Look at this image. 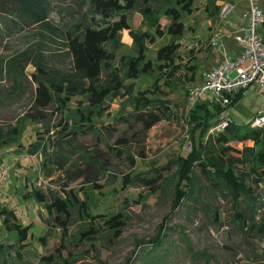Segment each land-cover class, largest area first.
I'll list each match as a JSON object with an SVG mask.
<instances>
[{"label": "rangeland", "instance_id": "1", "mask_svg": "<svg viewBox=\"0 0 264 264\" xmlns=\"http://www.w3.org/2000/svg\"><path fill=\"white\" fill-rule=\"evenodd\" d=\"M88 1L54 0L50 22L58 35L47 32V38L44 36L42 39L38 38L36 29L18 31L0 17V122L16 125L17 119L30 109L36 88L31 83L30 76L35 72L32 65L27 66L25 76L16 88L4 73L8 63L18 53L36 46L42 48L46 57L58 66L68 65L65 34L87 13ZM255 1L264 12V0ZM172 2L154 0L152 9L159 14L153 13L151 19H146L143 12L147 7L141 1L131 19L132 31L140 35L150 28L149 23L156 16H160L158 22L165 29L171 24V19L163 15V11ZM250 2L194 0L193 13L183 15L186 30L177 59L182 66L181 71L172 80L162 78L159 81V75L155 74L135 81L136 90L141 92L150 89L157 92L154 86L158 83L161 89L159 98L171 103V116L151 130L146 132L141 124L135 123L129 116L134 110L132 106L125 105L124 99H118L102 109L93 126H83L84 130L78 136L60 139L57 132L62 130L59 124L64 115L47 111L50 134L45 131V126L26 121L21 143L0 150V172L4 166L11 167L8 179L0 185V206L14 209L17 221L24 226L32 225L33 237L20 264H42L41 257L46 255L71 259V264H98L99 260L106 264H153V260L160 258L162 264H207L205 259H194L193 253L197 252L210 255V264H264V235L256 238L248 235L234 217V203L243 199L240 189L234 190V198L226 184H223L224 192H216L201 176L196 163L186 165L188 179L190 183L193 181V186L200 185L203 199L199 195L198 198H189L186 194L184 201L177 204L181 201L182 190L192 192L194 189L192 185L188 188L186 181L181 185L180 180L184 169L182 158L193 152L192 139L199 140L200 130L193 133L195 123L189 122L196 93L205 84L206 71L223 61L225 51L229 55L242 52L243 47L235 40L225 50L222 46L227 40L225 33L230 39L238 26L247 25ZM227 6L233 8L224 17ZM216 8L219 9L217 14L214 13ZM259 33L264 38V31L259 29ZM214 39H218L215 47L209 44ZM170 41L169 36H164L158 37L154 43H146L148 56L154 60L160 47ZM119 43L122 49L116 52L118 60L123 53H135V38L131 31H123ZM192 67L197 70L194 74ZM150 97L155 95L150 94ZM200 102L208 103L212 110L217 107L205 98ZM230 106L222 110L229 114V120L237 124H253L258 112L264 111V88L254 83ZM70 112L65 117L76 115L75 103ZM74 129L80 131L79 126ZM31 144H41L39 151L30 152ZM231 146L236 150H243L244 146L256 151L262 148L261 145L256 146L254 140L234 142ZM45 151L46 168L43 166ZM252 159L253 153L246 152L244 161L234 165V174L253 190L256 220L260 223L264 221V180L259 182L254 177ZM142 172L161 174V181L155 186L144 185L135 179L123 188L128 175ZM39 177L46 181V188L38 190L50 200L62 197L64 190L73 189L80 201L91 202L94 214L123 212L129 220L122 235L114 238L110 231L104 230L93 241L83 240L78 237L81 222L75 219L68 234L64 235L62 227L56 226L45 206L29 197L36 189L35 182ZM145 196L148 197L143 199ZM99 227L104 229L101 224ZM17 234L16 231L8 232L0 217V243L15 242ZM158 237L162 239V247L149 252L152 240ZM190 250L194 252L191 254Z\"/></svg>", "mask_w": 264, "mask_h": 264}, {"label": "trees", "instance_id": "2", "mask_svg": "<svg viewBox=\"0 0 264 264\" xmlns=\"http://www.w3.org/2000/svg\"><path fill=\"white\" fill-rule=\"evenodd\" d=\"M141 1L147 7L143 12L146 19H151L153 13H158L152 9L154 0H89L87 13L83 15V19L67 29L65 34L64 48L69 58L68 65L58 66L46 57L42 48L36 46L12 58L4 73L12 79L14 87H19L20 79L25 76V69L32 65L35 72L30 76L31 83L35 84L36 88L30 109L17 119L16 125L0 122V150L21 143L26 121L45 126V131L50 134L52 130L47 126V111L64 115L63 121L59 124L62 130L57 132L61 136L60 139L80 135L84 130L83 126H93L95 117L103 112L102 109L118 99H124L125 105L132 106L134 110L129 114L130 118H133L135 123L141 124L146 132L171 116V103L169 100L159 98L161 89L158 83L154 86L157 92L154 89L141 92L136 90L135 81L142 76L151 77L155 74L159 75L157 79L159 81L162 78L172 80L181 71L182 66L177 63V59L181 47L180 41L186 30L183 15L193 13L194 0H172L171 5L163 11V15L171 19V24L162 29L158 22L160 16H156L149 23L150 28L138 35L132 31L131 19ZM53 2L54 0H0V17L6 19L13 29L18 31L36 29L39 39L44 36L47 38V32L58 35L57 29L50 22ZM216 10L215 14L219 12L218 8ZM123 31L132 32L136 49L134 54L123 53L118 60L116 52L122 49L119 39ZM164 36H169L171 41L160 47L155 59H151L147 53L146 43H154L158 37ZM191 69L193 74L197 72L196 68ZM243 93L244 91H240L236 95L231 106L243 96ZM150 94L155 97H150ZM73 103L76 104V115L67 118L65 115L71 113ZM214 110L209 108L208 103L200 101H195L191 107L189 122L195 123L193 133L200 130L199 140L192 139L193 152L182 158L184 169L181 172L180 183L182 185L186 181L185 185L188 188L189 185L193 186V181L190 183L185 167L196 163L201 176L207 179L208 185L216 192H224L223 184H226L234 198L236 193L234 190L240 189L243 202L240 200L234 203V217L248 235L255 238L263 236L264 221L259 223L256 220L257 206L256 201H253L254 192L244 184L243 180L237 179L234 165L242 163L245 153L250 151L253 153L254 177L259 182L264 180V129L254 128L252 124H237L228 118L222 131L212 133L210 131L223 122L220 117L223 109L217 105ZM75 126H79L80 131L75 130ZM251 140L262 148L256 151L244 146L243 150H236L231 146L234 142L246 143ZM122 142L123 140L120 141ZM41 144H31L33 150L30 148L29 151L38 152ZM44 156L43 166L46 168V151ZM135 179L144 185L157 186L161 181V174L151 175L150 172H142L134 176L128 175L123 182V188H127ZM193 187L192 192L182 190L178 205L184 201L186 194H189L186 196H190L189 198L201 196L200 185ZM36 189L31 191L29 197L45 206L56 226L62 227L64 235L68 234L69 227L75 219L81 222L78 237L83 240L93 241L94 237L104 230L110 231L112 237L118 238L129 220L123 212H112L110 215L92 213L91 202L80 201L73 189L64 190L63 196H57L54 200H50L41 190ZM200 199L203 197L201 196ZM243 204L246 206L244 207ZM215 216L217 217L216 213ZM0 217L8 232L18 233L15 242L0 243V264H20L24 259V250L33 237L32 225L24 226L18 222L15 210L7 207L0 206ZM99 224L104 229L101 230ZM41 240L46 244L44 237ZM161 240L159 237L152 240V248L148 251L153 253L155 249L162 247ZM166 251L168 253V250ZM190 252L192 254L194 251L190 250ZM193 256L194 259H205L207 264H210L211 256L206 252L193 253ZM70 261L71 259H61L56 255L41 257L42 264H71ZM162 262L160 258L153 260L152 263L162 264ZM98 264L106 263L99 260Z\"/></svg>", "mask_w": 264, "mask_h": 264}, {"label": "built area", "instance_id": "3", "mask_svg": "<svg viewBox=\"0 0 264 264\" xmlns=\"http://www.w3.org/2000/svg\"><path fill=\"white\" fill-rule=\"evenodd\" d=\"M250 15L247 25L237 27L235 40L243 50L237 56H228L224 62L206 71L204 75L205 84L196 93L195 101L206 99L207 102L218 105L225 111L239 91H246L254 83L264 88V39L258 32L264 25V12L255 0H250ZM233 7L227 6L223 16L227 17ZM217 40H211L209 44L216 45ZM194 101V102H195ZM222 111V112H223ZM223 112L220 117L223 122L214 127L211 132L222 131L229 114ZM254 128L264 127V111H259L252 124ZM11 167L6 166L0 172V185L9 176ZM37 189L46 188V181L39 177L35 182Z\"/></svg>", "mask_w": 264, "mask_h": 264}, {"label": "crops", "instance_id": "4", "mask_svg": "<svg viewBox=\"0 0 264 264\" xmlns=\"http://www.w3.org/2000/svg\"><path fill=\"white\" fill-rule=\"evenodd\" d=\"M260 30H263L264 31V25L262 26V27H260L259 28ZM258 32H259V30H258ZM231 33V32H230ZM228 35L229 34H227V33H225V37L227 38V40H225V43L223 44V46H222V48L225 50V48H226V46H228V44L229 43H231V42H233L232 40H235V36H236V32L234 31L233 33H232V37L230 38V39H228ZM264 39V38H263ZM215 40H217L218 41V39H215ZM235 42H236V40H235ZM218 45V43L216 44V45H213V47H215V46H217ZM238 54H240V53H235L234 55H229L228 53H226V51L224 52V54H223V61L222 62H224V60H225V58L226 57H228V56H233V57H235V56H237ZM222 56V55H221ZM222 62H220V63H218L216 66H218L219 64H221ZM215 67V66H214ZM213 67V68H214ZM4 167H6V166H4ZM3 167V168H4Z\"/></svg>", "mask_w": 264, "mask_h": 264}]
</instances>
